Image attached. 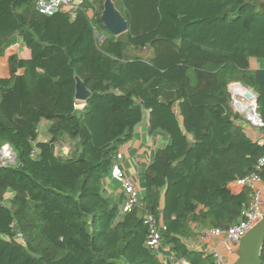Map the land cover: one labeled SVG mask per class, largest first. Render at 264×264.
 Segmentation results:
<instances>
[{
    "label": "trees",
    "instance_id": "16d2710c",
    "mask_svg": "<svg viewBox=\"0 0 264 264\" xmlns=\"http://www.w3.org/2000/svg\"><path fill=\"white\" fill-rule=\"evenodd\" d=\"M112 1L128 23L119 35L100 19L104 0L74 17L0 0V56L15 37L29 52L10 55L0 77V146L15 155L0 163V264H163L146 244L144 210L121 212L102 192L145 112L148 131L169 142L145 168L143 208L166 225L178 257L216 264L185 244L192 224L237 223L250 191L229 183L252 172L264 183V0ZM231 83L257 96L260 140L238 123ZM63 142L67 154L57 152Z\"/></svg>",
    "mask_w": 264,
    "mask_h": 264
},
{
    "label": "built area",
    "instance_id": "2783aa9c",
    "mask_svg": "<svg viewBox=\"0 0 264 264\" xmlns=\"http://www.w3.org/2000/svg\"><path fill=\"white\" fill-rule=\"evenodd\" d=\"M85 1L93 3L95 0H37L36 9L38 12L45 15H53L58 12L67 13L70 17H74L78 10L82 8V4ZM87 12L92 14L90 8L86 9ZM240 99H244L239 95H235ZM247 100V99H245ZM249 101V100H247ZM239 104L240 101H234ZM82 107V104L79 105ZM255 108V106H254ZM239 110V109H238ZM256 110V109H255ZM256 115V114H255ZM258 116V114L256 115ZM259 117V116H258ZM257 118V117H256ZM252 121V120H251ZM261 119H257V122L252 121L251 124L261 125ZM9 144L5 146V152L3 156L15 157L14 152ZM124 155L122 150H118L113 157L112 164L109 169L110 176L119 182L121 190L125 196V201L121 207V212H128L133 208L137 207L144 210L143 219L147 226L148 234L146 239V244L156 253H160V248L163 240V233L166 231V225L159 221L158 218L152 213L143 208V197L140 195V191L136 186V181L132 176L127 174L125 168L123 167ZM6 165L7 163H2ZM9 164V163H8ZM264 164V156L260 158L257 169ZM235 186L245 187L250 191L249 203L244 206L241 211V219L227 228L210 227L199 230L201 237L205 239H217L223 238L227 243L235 245L238 243L239 239L257 222L261 219L264 210V188L263 181L256 172H252L243 177L236 178L233 181ZM19 236H21L19 234ZM213 256L215 258L216 264H225L222 254L218 250L213 251Z\"/></svg>",
    "mask_w": 264,
    "mask_h": 264
},
{
    "label": "crops",
    "instance_id": "0c3cea01",
    "mask_svg": "<svg viewBox=\"0 0 264 264\" xmlns=\"http://www.w3.org/2000/svg\"><path fill=\"white\" fill-rule=\"evenodd\" d=\"M12 54H18L24 57L29 55V52L17 37L6 44L3 49V55L0 56V77L6 76L7 59ZM250 65L255 68L262 66L261 61L256 59H250ZM238 123L244 127L245 132L253 140H260L262 138V132L259 128H255L254 125L246 122L244 119L238 120ZM44 128L46 129V127ZM40 138L43 139L44 136L41 135ZM168 142V135L165 132L160 130H153L152 132L148 131V112H145L142 122L135 126L132 138L120 148L124 155L123 167L127 174L132 176L136 181V186L142 197H144L145 191V168L154 156L155 151L158 148L165 146ZM228 187L231 190H239L243 188L235 186L233 181L229 183ZM102 192L121 210L125 201V196L121 190L119 182L113 179L109 173L103 179ZM192 230V236L185 240V244L189 249L192 251H200L203 255H213V251L216 249L222 254L225 264H232L235 261V245L227 243V241L221 237L217 239H205L201 237L199 234L200 229L195 224H192ZM157 256L163 264H190L185 259L178 257L174 252H171L170 244L167 243L164 235L160 253L157 254Z\"/></svg>",
    "mask_w": 264,
    "mask_h": 264
},
{
    "label": "water",
    "instance_id": "95a60500",
    "mask_svg": "<svg viewBox=\"0 0 264 264\" xmlns=\"http://www.w3.org/2000/svg\"><path fill=\"white\" fill-rule=\"evenodd\" d=\"M100 19L103 25L114 35H119L128 29V23L115 7L112 0H104L103 9L100 15ZM243 92L239 95L240 97L249 101L253 100L256 105L258 102L257 96L253 91L246 87H242ZM90 92L80 80L76 77V92L75 98L79 102H84L89 97ZM234 106L238 109L237 104L234 102ZM256 116V115H255ZM257 119H260L256 116ZM247 118L251 120L247 114ZM262 125V123H261ZM264 244V210L263 215L259 221H257L238 241L236 244L235 255L236 259L232 264H262L260 258V251Z\"/></svg>",
    "mask_w": 264,
    "mask_h": 264
},
{
    "label": "rangeland",
    "instance_id": "374dc122",
    "mask_svg": "<svg viewBox=\"0 0 264 264\" xmlns=\"http://www.w3.org/2000/svg\"><path fill=\"white\" fill-rule=\"evenodd\" d=\"M234 85H240L241 87H245V86H243L242 84H240V83H231L230 85H229V92H230V94H231V98H232V106H233V108H234V110L235 111H237L240 115H241V117L246 121V122H249L250 124H251V120H249L248 118H247V110L245 109L244 111H242V110H240L239 109V107H238V109H236V107L234 106V101H235V99L236 100H238V101H240V103L242 104V106L243 105H245L248 101L247 100H245V99H240L239 97H235L234 96V94L236 95V93H234L235 92V90H234V88H233V86ZM249 90H251V89H249ZM252 91V90H251ZM249 106V108H252V107H254L255 106V104H249L248 105ZM252 112L254 113V114H256L257 115V111L256 110H253L252 109ZM253 125V124H252ZM47 126V121H45V120H42V122L40 123V127H39V130H40V133H41V135L42 136H44V132H45V128L44 127H46ZM254 127L255 128H259L260 126L259 125H257V124H255L254 125ZM40 135V136H41ZM7 145V143H4V144H2L1 146H0V162H2V163H9V164H12V163H14V159H15V157H7V156H3V152H5L4 150V148H5V146ZM71 144L70 143H66V142H63V143H60V144H58L57 145V152H59V153H64V154H67V153H69V151H70V148H71V146H70ZM8 147H10L9 145H8Z\"/></svg>",
    "mask_w": 264,
    "mask_h": 264
},
{
    "label": "bare ground",
    "instance_id": "6f19581e",
    "mask_svg": "<svg viewBox=\"0 0 264 264\" xmlns=\"http://www.w3.org/2000/svg\"><path fill=\"white\" fill-rule=\"evenodd\" d=\"M233 88H234V90H235L234 93H236V95H240V94L243 92V89H242V87H241L240 85H234ZM249 104H250V105H251V104H254V103H253V100L248 101V102H247L245 105H243V106H242L241 103L237 104V106H238L239 109L242 110V111H244V110L246 109V110H247V114L249 115V117L251 118V120L254 121V122H257V118H256L255 114L252 112V109L254 110V107L249 108V106H248Z\"/></svg>",
    "mask_w": 264,
    "mask_h": 264
}]
</instances>
